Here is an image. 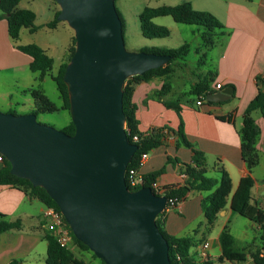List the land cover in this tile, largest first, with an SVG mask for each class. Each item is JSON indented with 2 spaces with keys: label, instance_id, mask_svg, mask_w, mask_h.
Masks as SVG:
<instances>
[{
  "label": "water",
  "instance_id": "1",
  "mask_svg": "<svg viewBox=\"0 0 264 264\" xmlns=\"http://www.w3.org/2000/svg\"><path fill=\"white\" fill-rule=\"evenodd\" d=\"M52 1L75 39L63 73L74 133L38 122L33 112L0 111V153L11 174L46 190L75 238L104 264H171L156 223L166 196L125 181L138 146L128 139L122 109L125 79L171 56L127 50L115 0ZM232 91L228 85L206 100L226 101Z\"/></svg>",
  "mask_w": 264,
  "mask_h": 264
},
{
  "label": "crops",
  "instance_id": "2",
  "mask_svg": "<svg viewBox=\"0 0 264 264\" xmlns=\"http://www.w3.org/2000/svg\"><path fill=\"white\" fill-rule=\"evenodd\" d=\"M195 2L196 4L191 1L193 8L212 13L227 30V34L220 36L209 48L216 50V56L214 60H210L211 63L205 73L209 70L215 73L211 83L214 92L229 85L233 90L232 95L223 102L189 105L187 102L191 99L186 101L168 99L167 95L172 88L163 97H158L155 91L162 83L151 84L153 79L135 83L132 101L136 105L138 130L146 133L153 128H164L166 132L165 143L149 152V157L140 167L139 172L144 174L164 166L165 171L155 178L159 186L181 184L185 180V176L178 172L177 165L166 160L169 156L186 163L191 161L192 151L188 147L176 144L175 130L182 122L186 138L204 154L208 175L218 179L217 168H223L231 179L233 192L240 178L248 173L241 155V144L244 140L243 114L258 92L264 91V0H205L204 2L196 0ZM52 11L50 17L54 16L56 10L52 9ZM29 62L30 57L14 47L7 32L6 21L0 18V66L13 68L25 64L29 68ZM216 83L222 85L220 89L214 87ZM30 90L23 92L30 93ZM11 98V90L0 92V99L7 106V112L12 110ZM164 102L170 106L165 105ZM173 105H177L179 110L173 108ZM0 107L2 108L3 105L0 104ZM252 117L259 126L260 133L256 142L259 161L250 170L253 178L251 201L263 206L264 117L257 110L252 112ZM209 193L210 191L191 189L176 207L165 210L159 218L163 220V229L168 234L193 235L201 240L191 249L198 262L207 260L210 264H234L225 259L218 260L221 255L219 243L221 230L226 228L233 235L238 247L255 250L259 247L256 238L260 236V228L249 220L250 225L258 232L250 243L247 242L246 232L243 235L232 233L228 224L230 219L236 216L230 208V196L224 209L218 213L212 225L208 226L202 212L201 200ZM44 206L37 199L28 198L14 187L0 185V213L5 214L9 221L20 220L19 229L0 232V264H8L12 260H17L20 264H47L45 262L47 241L43 236L46 229L42 216ZM216 221L220 224L213 234L211 228ZM203 242H208V247L204 250L205 258L200 256ZM245 264H249L248 261Z\"/></svg>",
  "mask_w": 264,
  "mask_h": 264
},
{
  "label": "trees",
  "instance_id": "3",
  "mask_svg": "<svg viewBox=\"0 0 264 264\" xmlns=\"http://www.w3.org/2000/svg\"><path fill=\"white\" fill-rule=\"evenodd\" d=\"M21 0H0V18L6 21L7 32L11 39L18 40L22 28H27L30 32L37 29L34 21L36 13L29 8H21L18 6ZM59 9L54 13L53 18L46 23L49 28L56 27L59 22L57 14ZM121 20L122 29L125 27V21L121 13L117 10ZM170 15L177 23H185L190 25H197L198 33L202 39V46L206 49L212 47L216 40L227 34L224 25L212 13L206 10H198L192 7L190 1H184L176 5H160L156 7H144L138 14L139 26L141 34L147 38L165 37L169 35L167 27L157 25L153 19L158 16ZM75 46L74 36L71 37V43L68 46V56L66 61H63L58 66L55 74H51L53 65V58L47 54L46 50L36 43L16 44L14 47L22 53L30 57L29 69L32 72H39L40 78L49 75L55 82L56 88L61 98V105L56 106L40 89H31L30 94L33 98V109L30 112L38 115L39 113L52 112L58 109L67 110L69 112V100L67 94V87L63 81V73L69 58L71 57ZM147 52L169 54L171 59L163 66L151 68L142 74L129 76L125 79L122 90V109L125 116V129L128 134V139L131 143L138 146L134 152L127 168L138 167V160L142 153L150 152L156 147L163 145L166 140V132L164 128H153L149 132H140L137 128V119L135 116L136 105L132 101L133 85L140 81L148 82L154 78H163L161 87L155 91L158 97H163L168 93L172 86L168 82V78L174 72L171 62L173 60H185L189 51V45L183 43L177 48H143ZM215 73L211 70L205 74L198 75L197 80L191 83L189 93L194 95L187 103L195 105L198 98H206L207 94L214 92L211 88V83L214 80ZM204 103V102H203ZM205 103H213L205 100ZM165 105L170 106L168 103ZM177 111V105H173ZM259 111L264 117V91L258 94L249 102L242 119V127L244 132V140L241 144L242 159L246 164L248 173L242 176L236 189L232 192L231 179L223 168H217L219 178L216 179L208 175V168L206 166L205 157L202 151L197 149L185 136L183 131V123L180 122L178 128L175 130L176 144L179 146L188 147L192 151L190 162H182L178 158H171L167 156L166 160L173 165H177L179 173L185 176V180L181 184H166L161 186L167 197H177L180 200L184 199L186 193L191 189L199 191H210V193L201 200V208L208 226L212 225L218 213L224 209L230 196V208L239 215L248 218L260 228L259 239L261 247L255 250L247 248H240L237 246L233 235L226 229H222L219 234V243L221 247V255L219 261L225 259L234 264H264V205L259 206L251 201V188L253 186V178L250 175V170L258 164L259 155L256 149V142L260 133V128L252 117L253 111ZM13 112L14 111H9ZM66 134L74 133V125L71 120L61 129ZM138 135V140H133V135ZM10 164L6 160L5 165L0 168V185H8L23 192L30 199H37L46 206L53 207L57 210L58 207L53 199L47 194L46 190L41 186H33L32 183L26 179L11 174ZM165 171L162 166L154 171L142 174L144 181L143 186L152 188V182L155 178ZM231 194V195H230ZM164 211L156 218V223L159 226L163 236L169 243V258L171 264H210L205 260L198 262L193 256L191 249L201 241L196 239L193 235L175 236L168 234L163 229V220L160 219ZM20 228V220L9 221L5 214L0 213V232L9 231ZM44 238L47 241V249L45 262L47 264H86L83 259L78 257L72 250V246L77 245L83 250H89L88 247L77 240L70 230V245L62 247L58 244L51 231L44 230ZM93 257H96L92 253ZM102 261V260H101ZM104 264V262L102 261ZM8 264H20L17 260H12Z\"/></svg>",
  "mask_w": 264,
  "mask_h": 264
},
{
  "label": "rangeland",
  "instance_id": "4",
  "mask_svg": "<svg viewBox=\"0 0 264 264\" xmlns=\"http://www.w3.org/2000/svg\"><path fill=\"white\" fill-rule=\"evenodd\" d=\"M187 0H115L117 10L121 13L125 21L123 28V37L125 47L129 51H139L143 48H177L183 43L189 45V51L185 60H173L171 66L174 69L172 75L168 78V82L172 86V91L167 95L168 99H178L186 101L194 98L189 93L190 85L197 80V76L205 73L211 59L214 60L216 50L206 49L202 46V39L198 33L197 25L175 22L170 15L158 16L153 19L157 25L168 28L169 35L165 37L147 38L141 34L138 14L144 7H156L160 5H176ZM193 1L196 4V0ZM204 2L205 0H200ZM20 7H27L36 13L35 25L37 29L30 32L27 28H22L18 40L12 41L13 45L36 43L44 48L48 55L53 58L51 74H55L61 62L66 61L68 56V46L71 43L73 30L65 21H59L56 27L49 28L46 21L52 19L50 13L59 9L57 3L52 0H22ZM46 22V23H45ZM163 78H154L151 84L160 85ZM40 89L56 106H60L62 101L55 82L49 75L42 79L39 78L38 72H32L27 65L19 64L13 68L0 66V92L6 90L12 91L10 101L11 111L16 114L28 113L33 108V98L31 94L23 90ZM1 112H7V106L0 99ZM38 122L51 125L57 129H62L69 121L70 114L67 110L58 109L52 112L39 113L36 115ZM235 218L230 219L229 227L234 235L246 234L247 242L250 243L258 232L255 227L249 223V219L234 212ZM220 222L216 221L211 228L215 234ZM257 243L261 247L259 237L256 238ZM73 252L84 260L86 264H103L101 259L93 257L90 250H83L77 245L72 246ZM218 264V263H213Z\"/></svg>",
  "mask_w": 264,
  "mask_h": 264
},
{
  "label": "built area",
  "instance_id": "5",
  "mask_svg": "<svg viewBox=\"0 0 264 264\" xmlns=\"http://www.w3.org/2000/svg\"><path fill=\"white\" fill-rule=\"evenodd\" d=\"M221 86L222 85L220 83H216L214 87L216 89H220ZM205 100H206V98L200 97L196 100L195 103H196V105H202L203 102H205ZM132 138L134 141H137L138 135L135 134V135H133ZM148 157H149V152H144L140 155L139 160H138V167L139 168L144 164V162L147 160ZM6 160L7 159L5 158V156L0 153V168L5 165ZM125 181H126L128 188L137 189V188L143 186L144 178H143L142 174L139 172V169H136V168H129L128 169V168H126ZM151 186L156 191L155 192L156 194L165 195L161 186H159L155 181L152 182ZM180 201L181 200L175 196L174 197H167L166 196V204L164 207V211L167 209L176 207ZM42 216L44 219V224H45L46 229L51 231L52 235L55 237L58 244L62 247L69 246L70 245V228H69L67 222L65 221L60 210H57L53 207L45 205L43 212H42ZM207 247H208V242H203V244L201 246L202 251L200 252V256L202 258L206 257V252L204 250H206Z\"/></svg>",
  "mask_w": 264,
  "mask_h": 264
}]
</instances>
